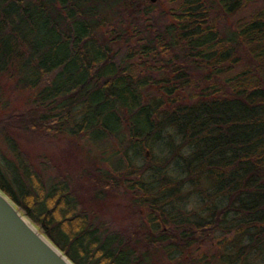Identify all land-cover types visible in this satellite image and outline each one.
<instances>
[{
	"label": "trees",
	"instance_id": "16d2710c",
	"mask_svg": "<svg viewBox=\"0 0 264 264\" xmlns=\"http://www.w3.org/2000/svg\"><path fill=\"white\" fill-rule=\"evenodd\" d=\"M0 191L73 264H264V0H0Z\"/></svg>",
	"mask_w": 264,
	"mask_h": 264
},
{
	"label": "water",
	"instance_id": "95a60500",
	"mask_svg": "<svg viewBox=\"0 0 264 264\" xmlns=\"http://www.w3.org/2000/svg\"><path fill=\"white\" fill-rule=\"evenodd\" d=\"M0 264L73 263L0 191Z\"/></svg>",
	"mask_w": 264,
	"mask_h": 264
},
{
	"label": "rangeland",
	"instance_id": "374dc122",
	"mask_svg": "<svg viewBox=\"0 0 264 264\" xmlns=\"http://www.w3.org/2000/svg\"><path fill=\"white\" fill-rule=\"evenodd\" d=\"M161 3V2H160ZM163 3V2H162ZM60 145V144H59ZM112 145H113V147L115 148V150L114 151H112V153L113 154H111V152H110V155H109V153H108V150H107V147H106V144L105 145H103L102 146V150H104V151H107V155H106V157L108 158H106L105 156H103V155H101L100 154V152L96 149V147L95 146H93L92 147V150L94 151V153L97 155V157H98V159H99V162H100V164L102 165V167L104 168V169H110L112 166H113V160H115V159H119V158H122V153H121V148L118 146V144L114 141L113 143H112ZM61 146V145H60ZM60 147L59 146H57L56 145V148L55 149H52V152H53V154L55 155V154H59V151H60ZM112 156H114V157H112ZM105 159H107V160H104L103 158ZM110 157H111V159H110ZM214 240V242L213 243H215V242H217V240L216 239H213ZM202 251H204V248H202ZM195 258V257H194ZM196 259V258H195ZM195 264H198V263H195ZM211 264H215L214 262L213 263H211ZM217 264V263H216Z\"/></svg>",
	"mask_w": 264,
	"mask_h": 264
}]
</instances>
